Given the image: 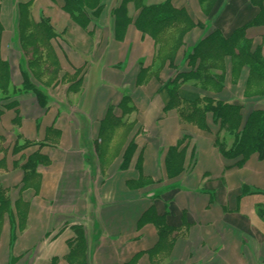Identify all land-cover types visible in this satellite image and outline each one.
Here are the masks:
<instances>
[{"label":"crops","instance_id":"1","mask_svg":"<svg viewBox=\"0 0 264 264\" xmlns=\"http://www.w3.org/2000/svg\"><path fill=\"white\" fill-rule=\"evenodd\" d=\"M166 1L0 0V264H264V156L168 106L264 110V0H169L155 40Z\"/></svg>","mask_w":264,"mask_h":264},{"label":"trees","instance_id":"2","mask_svg":"<svg viewBox=\"0 0 264 264\" xmlns=\"http://www.w3.org/2000/svg\"><path fill=\"white\" fill-rule=\"evenodd\" d=\"M176 17L177 13L175 14V11L170 8V1L168 0L163 4L144 5L135 20V25L142 31L150 34L155 40H158L159 34L175 22ZM255 22L257 23L258 20ZM183 32L181 33L183 34ZM158 42L161 44L162 49L166 48L170 52L171 48H175L174 46L179 41L166 37ZM203 44L204 42L201 41L199 46ZM228 46L230 45H225L223 50H227ZM212 49L216 50L215 45L212 46ZM196 55L194 53V56ZM182 102L175 89H172L170 91L168 106L177 107L182 118L187 121L195 120L202 122L206 114L209 113L213 122L218 125L219 130H224L233 136V142L229 148L224 147V144H221L219 140L217 141L224 157L228 159L239 158L237 164L241 165L252 153H258L259 157L264 156V110H254L241 125L240 106L237 104L199 98L195 103L191 102L189 105L187 104L185 109L184 105H181ZM200 102L202 104L197 105Z\"/></svg>","mask_w":264,"mask_h":264},{"label":"bare ground","instance_id":"3","mask_svg":"<svg viewBox=\"0 0 264 264\" xmlns=\"http://www.w3.org/2000/svg\"><path fill=\"white\" fill-rule=\"evenodd\" d=\"M237 2H238V0L236 2H233L231 4V6L229 7V10H232L235 7V5L237 4Z\"/></svg>","mask_w":264,"mask_h":264}]
</instances>
